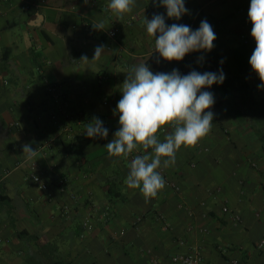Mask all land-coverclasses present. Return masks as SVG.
Wrapping results in <instances>:
<instances>
[{
	"label": "crops",
	"instance_id": "obj_1",
	"mask_svg": "<svg viewBox=\"0 0 264 264\" xmlns=\"http://www.w3.org/2000/svg\"><path fill=\"white\" fill-rule=\"evenodd\" d=\"M34 1L45 2L25 9L20 0H0V192L8 195L0 200V264L47 260L22 230L54 241L74 264H175L174 255L194 249L202 264H264L258 246L264 141L256 134L264 130V88L249 64L255 49L250 0H185L188 13L180 20L152 0H135L123 17L112 12L110 0ZM154 14L192 30L206 20L216 34L214 47L191 54L220 53L231 73L255 89L258 103L249 109L237 96L225 97L218 84L202 89L215 99L211 130L195 146L181 147L174 165L157 170L165 187L146 202L139 188L125 183L131 154L143 149L110 157L104 145L119 128L114 110L126 74L155 53L144 22ZM101 22L103 30L93 28ZM111 29L117 37L107 35ZM100 45L106 50L92 60ZM84 55L89 61L80 60ZM93 117L108 129L106 139L85 134ZM164 128L157 133L161 142L174 131ZM24 144L37 156L27 159ZM114 168L126 198L112 203L100 175L112 176Z\"/></svg>",
	"mask_w": 264,
	"mask_h": 264
},
{
	"label": "clouds",
	"instance_id": "obj_2",
	"mask_svg": "<svg viewBox=\"0 0 264 264\" xmlns=\"http://www.w3.org/2000/svg\"><path fill=\"white\" fill-rule=\"evenodd\" d=\"M152 2L165 7L170 19L180 20L188 13L185 0ZM134 3L135 0H110L109 8L117 17H123L132 11ZM248 17L255 41L249 64L261 81L259 87L264 88V0H250ZM144 22L147 34L155 39V52L165 61L179 62L189 53L210 52L214 47L216 34L206 20L196 30L185 24L168 26L161 14H154L150 20L145 17ZM103 27L102 22L93 25L97 30ZM105 50V46H97L92 60H99ZM80 60L89 61L86 55ZM224 79L222 70L203 73L193 70L187 75H181L177 69L154 73L144 63L126 74L121 85L122 98L114 110L119 116V128L104 146L110 157H127L134 150L143 149V154L131 160L125 183L129 188H139L146 202L165 187V180L157 170L174 165L181 147L195 146L211 130L214 114L209 109L215 99L213 93L201 90L222 84ZM165 126H172L174 131L161 142L157 133ZM85 134L89 138L106 139L109 132L100 119L93 117L86 125ZM23 153L27 159L37 156L30 144L23 145Z\"/></svg>",
	"mask_w": 264,
	"mask_h": 264
},
{
	"label": "trees",
	"instance_id": "obj_3",
	"mask_svg": "<svg viewBox=\"0 0 264 264\" xmlns=\"http://www.w3.org/2000/svg\"><path fill=\"white\" fill-rule=\"evenodd\" d=\"M167 13V11L165 12ZM166 19V16H164ZM166 21V20H165ZM167 22V21H166ZM170 25L171 24H167ZM203 57V60L199 58ZM222 62V63H221ZM146 65L155 73H170L173 69H177L181 75H187L188 71H198V72H218L223 71L225 75L224 82L219 85V89L222 94L227 97H238L244 106L249 109L255 106L257 101V92L253 89L247 82L243 80L242 77L234 76L229 67L227 66L225 60L220 53L214 52L205 56H199L196 54H187L182 61H165L158 53H154L146 60ZM252 122V121H251ZM256 124L253 122V127ZM164 132V131H163ZM166 132V131H165ZM257 136L264 141V130L261 128L257 129ZM113 175L109 176L108 172L100 175V179L103 183L104 189L106 191V196L112 203L116 202L118 199H125V194L122 192L119 185L120 171L118 168H114L112 171ZM0 179L2 180V173L0 172ZM1 186V184H0ZM3 192V191H2ZM0 192V200L5 203L8 199V195ZM13 226H15V220H12ZM20 236L24 239L35 238L38 242L40 251L44 253L47 257L46 261H38L36 264H74L71 261H66L59 251L58 245L53 241L43 243L40 241L39 236L35 234H30L26 230L18 231ZM36 260V259H35ZM31 261V257H28V262Z\"/></svg>",
	"mask_w": 264,
	"mask_h": 264
},
{
	"label": "built area",
	"instance_id": "obj_4",
	"mask_svg": "<svg viewBox=\"0 0 264 264\" xmlns=\"http://www.w3.org/2000/svg\"><path fill=\"white\" fill-rule=\"evenodd\" d=\"M20 2H21V4L23 6H25V9H28L31 6H34V5H36V6H39L40 4L42 5V4H44L45 1L39 3V2H36L34 0H20ZM85 26L87 28H90V23L89 22H85ZM107 35L112 37V38H115V37H117V30L116 29H111L110 31L107 32ZM55 87H51V90L55 91L56 90ZM161 131L165 132V131H167V128H162ZM136 155H137L136 153L131 154V159H133ZM32 179L34 180V182L39 184L42 189H45V190L48 189V187H49L48 184L42 180L41 176H39V175L34 173V174H32ZM224 211L225 212H229L230 208L228 206H225L224 207ZM237 220H240V216H237ZM85 227L86 228H90L91 227V224H90L89 220L85 222ZM258 246L260 248L264 247V238L259 242ZM172 261L175 264H202L203 255H202L200 250L194 249L193 251H191L189 253H186V254H176V255H174L172 257ZM235 263L237 264L238 261H235Z\"/></svg>",
	"mask_w": 264,
	"mask_h": 264
}]
</instances>
